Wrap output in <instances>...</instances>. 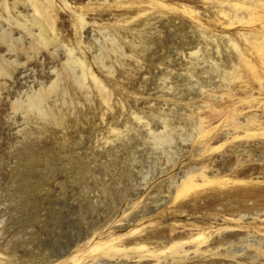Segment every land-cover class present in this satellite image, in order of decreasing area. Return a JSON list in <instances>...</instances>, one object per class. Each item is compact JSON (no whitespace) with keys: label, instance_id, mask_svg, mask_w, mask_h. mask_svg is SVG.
<instances>
[{"label":"rangeland","instance_id":"obj_1","mask_svg":"<svg viewBox=\"0 0 264 264\" xmlns=\"http://www.w3.org/2000/svg\"><path fill=\"white\" fill-rule=\"evenodd\" d=\"M0 264H264V0H0Z\"/></svg>","mask_w":264,"mask_h":264},{"label":"bare ground","instance_id":"obj_2","mask_svg":"<svg viewBox=\"0 0 264 264\" xmlns=\"http://www.w3.org/2000/svg\"><path fill=\"white\" fill-rule=\"evenodd\" d=\"M83 167V166H82ZM81 169V168H80ZM32 170V169H31ZM28 174V173H27ZM26 178H27V176H26ZM26 178H25V180H26ZM24 179V178H23ZM28 184V183H27ZM29 185V184H28ZM26 186V185H25ZM24 186V187H25ZM31 186V185H30ZM27 187V186H26ZM29 188V187H28ZM35 188V187H34ZM36 189H38V187L36 188ZM25 190H26V188H25Z\"/></svg>","mask_w":264,"mask_h":264}]
</instances>
